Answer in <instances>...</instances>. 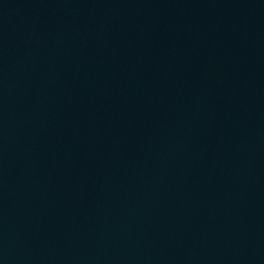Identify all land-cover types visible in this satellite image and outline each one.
<instances>
[{
	"label": "water",
	"instance_id": "water-1",
	"mask_svg": "<svg viewBox=\"0 0 264 264\" xmlns=\"http://www.w3.org/2000/svg\"><path fill=\"white\" fill-rule=\"evenodd\" d=\"M0 264H264V0H0Z\"/></svg>",
	"mask_w": 264,
	"mask_h": 264
}]
</instances>
